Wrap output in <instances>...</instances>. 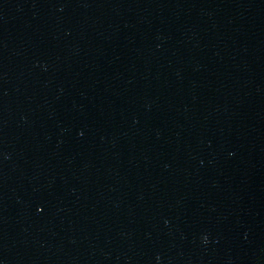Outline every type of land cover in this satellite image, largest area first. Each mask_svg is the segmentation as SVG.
<instances>
[{
    "label": "water",
    "instance_id": "water-1",
    "mask_svg": "<svg viewBox=\"0 0 264 264\" xmlns=\"http://www.w3.org/2000/svg\"><path fill=\"white\" fill-rule=\"evenodd\" d=\"M0 264H264V0H0Z\"/></svg>",
    "mask_w": 264,
    "mask_h": 264
}]
</instances>
